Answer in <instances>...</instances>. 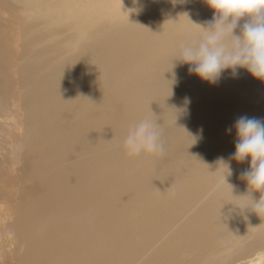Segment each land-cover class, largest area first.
I'll list each match as a JSON object with an SVG mask.
<instances>
[{"label":"bare ground","instance_id":"bare-ground-1","mask_svg":"<svg viewBox=\"0 0 264 264\" xmlns=\"http://www.w3.org/2000/svg\"><path fill=\"white\" fill-rule=\"evenodd\" d=\"M191 1L141 0L136 13L132 0H0L2 257L264 264L261 193L241 177L250 159L232 158L235 120L264 118V81L172 68L213 16ZM145 117L160 122L163 158L123 149Z\"/></svg>","mask_w":264,"mask_h":264},{"label":"clouds","instance_id":"clouds-1","mask_svg":"<svg viewBox=\"0 0 264 264\" xmlns=\"http://www.w3.org/2000/svg\"><path fill=\"white\" fill-rule=\"evenodd\" d=\"M169 2L175 7L185 5L189 0ZM205 2L213 10V16L205 26L200 25L204 29L201 36L186 38L180 44L179 58L172 61V68L176 66L174 62L187 64L190 73L209 84H217L225 71L230 70L233 77L237 76L240 68L246 69L253 78L264 81V0ZM132 3L137 7L129 11L139 13L143 10L141 0H132ZM232 128L236 133L232 158L239 162L250 159L249 168L241 173V177L246 179L252 191L261 193L258 200L252 199V209L264 211V118L242 115ZM162 135L160 122L145 117L129 127L123 149L129 157L149 154L163 158L167 148ZM226 165L228 172L224 179L231 174L230 166Z\"/></svg>","mask_w":264,"mask_h":264},{"label":"rangeland","instance_id":"rangeland-1","mask_svg":"<svg viewBox=\"0 0 264 264\" xmlns=\"http://www.w3.org/2000/svg\"><path fill=\"white\" fill-rule=\"evenodd\" d=\"M189 3H192V1L189 0ZM6 15L10 16V17L12 16V14H6ZM0 21L2 22V24H5L7 22L1 16H0ZM11 73H12L11 74V80H13L14 79V75H13L12 71H11ZM21 94H23V93L21 92ZM16 142H17V145H18V148H19V142H20V138L19 137H16ZM13 250H14V252H12V253L9 250H7V249L4 250V252H5L4 257H2L0 255V264H20L21 259H20V256L18 254V247L15 246Z\"/></svg>","mask_w":264,"mask_h":264}]
</instances>
